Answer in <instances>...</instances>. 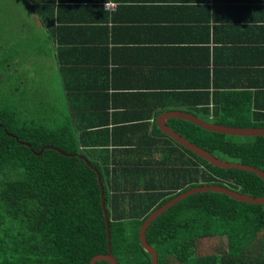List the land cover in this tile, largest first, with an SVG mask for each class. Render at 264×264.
I'll return each instance as SVG.
<instances>
[{"label": "trees", "instance_id": "obj_1", "mask_svg": "<svg viewBox=\"0 0 264 264\" xmlns=\"http://www.w3.org/2000/svg\"><path fill=\"white\" fill-rule=\"evenodd\" d=\"M37 7L43 11L41 5ZM42 21L48 27L44 18ZM29 25L23 29V36L31 31ZM9 45L0 44L3 83L12 79L18 56L13 48L5 53ZM18 103L0 99V264H89L94 255L106 253V224L95 169L103 185L109 243L117 264H150V254L139 243L138 230L150 211L182 191L214 183L254 197L264 195V180L255 173L212 165L157 127L155 131L161 136L158 142L167 151L156 163L159 169L149 167L155 160L95 163L90 149L80 147L67 126L47 128L39 122L44 112L39 117L23 99L20 109ZM205 112L212 117H200L209 122L264 127V111ZM167 123L220 159L264 171V136L213 132L175 117ZM48 145L72 156L53 147L39 152ZM145 170H152L154 175L144 177ZM145 236L157 251L158 264H231L230 257L245 252L247 246L250 251L264 250V204L241 202L214 191L193 193L158 215ZM215 237L221 242L214 251H197L200 239ZM254 258L259 261L258 256ZM259 262L264 264V256ZM95 264L109 263L101 260Z\"/></svg>", "mask_w": 264, "mask_h": 264}, {"label": "crops", "instance_id": "obj_2", "mask_svg": "<svg viewBox=\"0 0 264 264\" xmlns=\"http://www.w3.org/2000/svg\"><path fill=\"white\" fill-rule=\"evenodd\" d=\"M0 3L9 23L19 5L35 11L25 36L27 19L15 24L14 68L26 54L37 62L36 94L23 102L46 111V126H67L95 163L163 160L155 129L166 111H264V0ZM249 248L231 264L262 263Z\"/></svg>", "mask_w": 264, "mask_h": 264}, {"label": "water", "instance_id": "obj_3", "mask_svg": "<svg viewBox=\"0 0 264 264\" xmlns=\"http://www.w3.org/2000/svg\"><path fill=\"white\" fill-rule=\"evenodd\" d=\"M171 117H176V118H181L187 121H190L198 126H201L202 128H205L209 131L213 132H218V133H224V134H230V135H239V136H264V127H239V126H228V125H223L215 122H209L206 120H203L199 118L198 116L183 112V111H166L161 114L160 121L158 123L159 129L174 139L178 144L183 146L184 148L190 150L194 154L198 155L199 157L203 158L206 160L208 163L221 167V168H237L245 171H249L252 173H255L258 175L260 178L264 180V171L255 167L251 166L246 163H239V162H233V161H227L224 159H220L205 149L201 148L200 146L188 141L185 137L181 136L178 132L174 131L168 124H166V120ZM29 145V143H27ZM45 147H53V146H44L41 147L39 152H41ZM56 150L60 151L61 154L67 155V156H72V154H68L65 151L59 149L58 147H53ZM79 157H83L81 154H78ZM85 162L93 167L87 159H84ZM93 169H95L93 167ZM96 174L98 176L99 180V185H100V195H101V206H102V211L105 219V224H106V238H107V252L106 253H99L94 255L90 261L89 264H95L97 261H107L109 264H117L116 257L111 253V246L109 243V238H110V231H109V217H108V212L107 208L105 205V200H104V190H103V185L102 182L100 181V173L97 169ZM203 191H214L218 193H223L228 195L229 197L245 202V203H251V204H264V195L263 196H251L248 194L241 193L237 190H234L232 188H229L228 186L220 185V184H203L199 186L192 187L190 189H187L185 191L180 192L179 194L173 196L171 199L160 205L159 207L153 209L150 211V213L147 215V217L144 219L143 223L141 224L139 230H138V239L141 247L150 254V264H158V255L157 251L155 248L148 243L146 240L145 232L148 227V225L162 212L167 210L169 207H171L173 204L177 203L184 197L193 194V193H198V192H203Z\"/></svg>", "mask_w": 264, "mask_h": 264}, {"label": "rangeland", "instance_id": "obj_4", "mask_svg": "<svg viewBox=\"0 0 264 264\" xmlns=\"http://www.w3.org/2000/svg\"><path fill=\"white\" fill-rule=\"evenodd\" d=\"M13 22L9 23L6 20V17L1 18L0 15V44H2V41L7 45V43L10 41V45L7 47L5 53H9L11 51V48L16 49L18 44H13V42H16L19 40V36L15 35L16 29L15 24L25 17L27 19L28 23L35 22V11L25 14L24 9L19 5L16 9H13ZM3 12L2 4L0 3V13ZM36 58L33 54H26L24 57L21 58V65L22 69L18 66L12 69V79L9 82H1L0 81V99H5V101L9 104L12 100L13 102L15 100H18V108H21V99L25 101L27 98H32L36 93L33 91L34 89V76H35V70H36ZM24 79L23 81H21ZM21 82V83H20ZM1 91L3 92L1 94ZM37 92H39V87L37 88ZM26 93V94H25ZM41 98V97H39ZM9 99V100H8ZM35 113V111H33ZM43 113V111H40L38 116L40 117V114ZM46 113V111H44ZM61 116L58 113V118H56V121H60ZM40 123L44 124V126L48 125L49 122L44 118H41L39 120ZM47 128H51L49 126H46ZM55 126H52V128H55ZM152 165V166H151ZM149 167H151L152 170H157L160 167L156 163H151ZM145 170L143 171V176H149L153 173V171ZM221 242L220 238H211L209 241L203 242L201 245L197 244V249L199 253L210 251L211 249L217 248ZM264 247V246H263ZM252 251H258V259L259 261H262V257L264 256V250H252ZM172 264H178L177 262H172Z\"/></svg>", "mask_w": 264, "mask_h": 264}, {"label": "clouds", "instance_id": "obj_5", "mask_svg": "<svg viewBox=\"0 0 264 264\" xmlns=\"http://www.w3.org/2000/svg\"><path fill=\"white\" fill-rule=\"evenodd\" d=\"M204 120V119H203Z\"/></svg>", "mask_w": 264, "mask_h": 264}]
</instances>
